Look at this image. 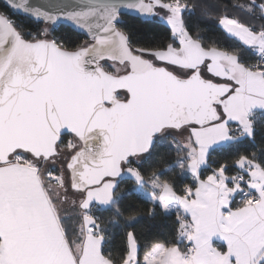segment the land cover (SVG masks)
Masks as SVG:
<instances>
[{"label": "snow or ice", "instance_id": "1", "mask_svg": "<svg viewBox=\"0 0 264 264\" xmlns=\"http://www.w3.org/2000/svg\"><path fill=\"white\" fill-rule=\"evenodd\" d=\"M5 4L0 11V211L20 200L46 214L59 251L70 257L59 264H116L90 206H105L126 224L133 222L136 215L114 203L121 177L128 176L137 189L150 188V215L157 205L169 211L173 201L189 211V203L211 192L224 242L207 264H264V180L257 175L264 173V159L239 151L245 139H254L256 119L264 113V23L245 19L264 21V0L224 5L219 13L203 0H115L55 11L47 0ZM126 12L144 24L162 20L166 42L134 41L121 22ZM205 20H213L208 27L236 42V49L205 47L199 28L193 36V24ZM65 23L86 31L88 38L73 46L55 35ZM241 51L254 59L241 57ZM177 135L187 137L184 155L165 170L187 166L198 182L182 196L161 182L160 171L146 175L133 159L151 157L158 140ZM216 151L238 158L231 165L227 158L217 162L201 177L200 169ZM53 184L65 195L53 198ZM69 189L82 213L75 239L57 207ZM238 196L246 207L232 206ZM179 225L178 217L176 243L154 242L142 257L135 232L126 231L119 264H195L198 245ZM184 240L188 248L181 252ZM0 264L52 262L14 260L9 235L0 229Z\"/></svg>", "mask_w": 264, "mask_h": 264}, {"label": "trees", "instance_id": "2", "mask_svg": "<svg viewBox=\"0 0 264 264\" xmlns=\"http://www.w3.org/2000/svg\"><path fill=\"white\" fill-rule=\"evenodd\" d=\"M203 2L211 6L214 12L219 13L222 11L224 5L231 6L234 3H246V0H203ZM5 8L6 7L0 2V11L5 10ZM237 14L236 12H229V15ZM13 19L24 23L27 27L35 28V25L29 24L28 21L24 20L22 17L15 16ZM245 19L257 25L264 23V21L251 20L247 17H245ZM121 22L122 25L125 26V31L132 35L134 41H139L145 45L150 42L163 45L166 42L165 38L167 33L164 30L165 25L162 21L157 20L153 24H144L138 19L123 16ZM213 23V20H205L202 21L199 26L193 24V36L197 35L199 28V36L203 39L205 47L215 44L224 49H236V42L228 38L221 31L208 27ZM54 34L64 36L73 46L87 39L82 35L72 32L66 27H63V30L58 27ZM239 54L241 57L253 60V57L246 56L243 51ZM120 99H123V97H120ZM174 143L172 137L158 140L154 145L152 156L139 162L135 161V163L140 165L141 170L144 171L146 175L151 174L153 171H160L161 182L168 181L174 187L175 192L182 196L186 188H195L196 181L185 170V167L181 169L173 165L172 169L165 170L167 163H171V161L177 160L181 155H184L182 147L177 143H175L174 146ZM239 151L241 154L248 156L255 153L258 158L264 159V113H261L260 118L256 119L254 139H245ZM226 158L227 163L231 165L238 157L235 153H228L225 151L213 152L209 157L208 167H203L200 170L201 177L207 176L210 173L212 165ZM120 182V190L117 193L114 203L119 204V206L124 208L129 214H135L136 219L133 222L126 224L125 218L115 215L110 208L101 207L95 203L90 206L91 215L101 223L105 236L107 237L105 241V251H111L113 253L116 264H119L117 254L124 246L126 231L135 232L141 257L146 249L152 247L154 242L159 241L167 244L176 243L179 239V233L177 231L178 217L180 218L179 227L182 225L181 212L178 209L169 212L163 211L161 207L157 205L155 211L150 215L148 212L152 207L150 198L145 197L141 190L135 188L128 176ZM147 188L149 187L146 185L144 189ZM127 189L128 191L126 192ZM121 193H124L122 200L120 199ZM236 201L237 198L235 202ZM232 206L236 207L234 204ZM63 224L65 225L64 227L68 229L67 231L70 238L74 236V233L76 234V226H74L75 222H73V220L66 221ZM182 245L183 242L179 244L180 247Z\"/></svg>", "mask_w": 264, "mask_h": 264}, {"label": "crops", "instance_id": "3", "mask_svg": "<svg viewBox=\"0 0 264 264\" xmlns=\"http://www.w3.org/2000/svg\"><path fill=\"white\" fill-rule=\"evenodd\" d=\"M257 175L264 180V173H257ZM190 176L192 175L190 174ZM146 190L150 191L149 188ZM243 201L237 197V201L234 203L235 208L246 207ZM215 203L214 194L211 192L196 204L189 203V211L184 210L183 204L173 201L175 209L171 210L178 209L181 212V227L185 229L187 235L194 237L198 245L199 255L196 257L195 264H207L208 261L214 259L212 252L219 249L224 242L220 238L222 229L218 216L213 211ZM0 229L8 233L11 258L16 261L41 260L59 264L64 259L70 260L66 252L59 251L57 238L50 227L46 214L35 206L25 207L20 200L14 201L11 206L6 205L3 211H0ZM182 242L183 245L179 248L181 252H184L188 241Z\"/></svg>", "mask_w": 264, "mask_h": 264}, {"label": "rangeland", "instance_id": "4", "mask_svg": "<svg viewBox=\"0 0 264 264\" xmlns=\"http://www.w3.org/2000/svg\"><path fill=\"white\" fill-rule=\"evenodd\" d=\"M157 20L162 21L160 19H157ZM172 139L175 143H177L179 146L182 147L184 145L187 137H186V135H184V136L177 135L175 137H172ZM135 161L139 162L140 160H139V158H137V159H135ZM55 167L57 170L59 169V165H56ZM185 170L187 172H189V174L192 175L191 177L197 182L195 176L191 173V171L187 168V166H185ZM138 190H140V189H138ZM58 192H59L60 196L65 195L62 191H60L57 188V186L55 184L50 186V194L53 196V198L57 197ZM141 192L143 193V195L145 197L150 198V192L148 190L143 189V190H141ZM66 197H67L66 201H64L62 203L59 200L57 201V207L60 208V215L62 217L63 223L66 221H69V220H73V222H75L74 226H76V234H79L82 213L73 204L74 201L76 202V204H78V198H77L76 194L74 192H72L70 189L66 193ZM101 207H105V206H101ZM168 208H169V211L171 209H175L173 202L169 203ZM169 211H167V212H169ZM69 238H70V236H69ZM70 239H75V236H72ZM73 251L75 253L78 252V250L75 247L73 248Z\"/></svg>", "mask_w": 264, "mask_h": 264}, {"label": "water", "instance_id": "5", "mask_svg": "<svg viewBox=\"0 0 264 264\" xmlns=\"http://www.w3.org/2000/svg\"><path fill=\"white\" fill-rule=\"evenodd\" d=\"M0 2L6 7L5 0H0ZM33 2L39 3V2H41V0H33ZM47 2L50 3L51 5H53V10L55 11L57 8L64 7L65 5H67L69 7L75 6L77 9L86 10L89 6L99 4V3L115 2V0H47ZM123 16H127V17H131V18H135V19L140 20V18L137 17L136 15L126 12L124 15L121 16V21H122ZM63 27H66V28L70 29L72 32L88 38L86 31H80V30L73 29L71 27V25H68L66 23L63 25ZM117 68H119V66H117ZM4 150H10V147L5 145ZM133 159H135V158H133ZM125 177L126 176L121 177L120 181L123 180Z\"/></svg>", "mask_w": 264, "mask_h": 264}, {"label": "built area", "instance_id": "6", "mask_svg": "<svg viewBox=\"0 0 264 264\" xmlns=\"http://www.w3.org/2000/svg\"><path fill=\"white\" fill-rule=\"evenodd\" d=\"M253 59H254V57H253ZM238 199H239V200H244L245 198H243V197H239V196H238ZM187 248H188V245L186 246V248H185V250H184V251H186V250H187ZM190 255H191V253H190Z\"/></svg>", "mask_w": 264, "mask_h": 264}]
</instances>
